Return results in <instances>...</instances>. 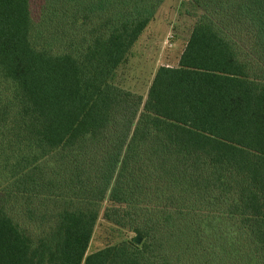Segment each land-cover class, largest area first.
<instances>
[{"label":"trees","instance_id":"obj_1","mask_svg":"<svg viewBox=\"0 0 264 264\" xmlns=\"http://www.w3.org/2000/svg\"><path fill=\"white\" fill-rule=\"evenodd\" d=\"M163 1L0 0V264H264V0H189L143 100L109 80ZM106 197L142 241L85 256ZM35 201L59 213L31 252Z\"/></svg>","mask_w":264,"mask_h":264},{"label":"rangeland","instance_id":"obj_2","mask_svg":"<svg viewBox=\"0 0 264 264\" xmlns=\"http://www.w3.org/2000/svg\"><path fill=\"white\" fill-rule=\"evenodd\" d=\"M40 1L30 0L32 16L35 19ZM201 13L202 10L193 6L189 0H164L153 19L146 25L129 50L124 61L111 76L110 83L139 94L144 100L157 68L161 65L176 66L178 64L179 56L196 18ZM37 204L35 201L34 204L27 206L32 210L30 212L22 210V205L17 206L14 215L22 235L29 242L31 252L40 241L49 237L59 213L58 207H38ZM108 204L106 197L101 202L85 256L124 240L131 245H137L133 241L137 234L127 228L115 226L103 218V209ZM242 264L262 263L257 257L251 256Z\"/></svg>","mask_w":264,"mask_h":264},{"label":"water","instance_id":"obj_3","mask_svg":"<svg viewBox=\"0 0 264 264\" xmlns=\"http://www.w3.org/2000/svg\"><path fill=\"white\" fill-rule=\"evenodd\" d=\"M140 241H141V237H140L139 235H136V236L134 237V242L137 243V244H139Z\"/></svg>","mask_w":264,"mask_h":264}]
</instances>
